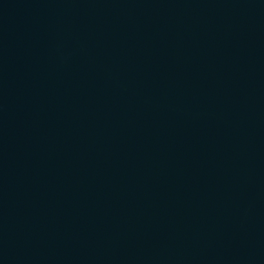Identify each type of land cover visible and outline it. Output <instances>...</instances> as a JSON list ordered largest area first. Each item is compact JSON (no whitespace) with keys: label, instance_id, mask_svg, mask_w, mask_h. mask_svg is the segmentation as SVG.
Listing matches in <instances>:
<instances>
[{"label":"water","instance_id":"1","mask_svg":"<svg viewBox=\"0 0 264 264\" xmlns=\"http://www.w3.org/2000/svg\"><path fill=\"white\" fill-rule=\"evenodd\" d=\"M0 264H264V0H0Z\"/></svg>","mask_w":264,"mask_h":264}]
</instances>
